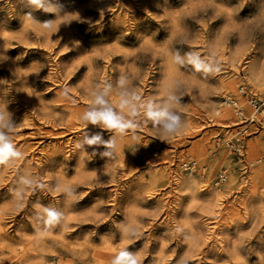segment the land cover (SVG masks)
I'll return each instance as SVG.
<instances>
[{
    "label": "rangeland",
    "instance_id": "obj_1",
    "mask_svg": "<svg viewBox=\"0 0 264 264\" xmlns=\"http://www.w3.org/2000/svg\"><path fill=\"white\" fill-rule=\"evenodd\" d=\"M45 4L0 0L3 131L21 153L0 163V264H264V123L236 155L243 123L222 104L241 84L264 100V0ZM148 105L186 126L166 136ZM102 108L134 126L82 119Z\"/></svg>",
    "mask_w": 264,
    "mask_h": 264
},
{
    "label": "clouds",
    "instance_id": "obj_2",
    "mask_svg": "<svg viewBox=\"0 0 264 264\" xmlns=\"http://www.w3.org/2000/svg\"><path fill=\"white\" fill-rule=\"evenodd\" d=\"M31 5H34L36 8H43L46 12L53 11L54 9L51 6H46L45 0H28ZM29 19L31 17L29 16ZM52 22L45 23L43 27L45 29H52ZM125 81L120 80V84L123 85ZM94 99L92 103L94 105L103 106L106 104L104 99V94L102 93H93ZM137 97L133 96L132 99ZM170 99H175V97H170ZM129 105L132 107L131 102L127 99L121 102V107L124 105ZM134 110V109H133ZM147 116L156 124L163 125V132L166 136H173L178 134L186 125L181 124L180 118L169 112L167 108L163 110H153L152 105H148ZM82 119L86 122H89L93 125L102 124L108 129H116L120 132H123L126 128L133 127L130 122H125L121 116L116 115L111 108H102L100 110L93 109L84 113ZM3 129H12V125L9 122L8 114L0 107V163H4L9 158L20 157L21 153L16 150L15 146L11 142L10 138L5 134ZM101 142L100 135H94L90 139L86 140V143L89 145H95ZM111 147V144L108 145ZM23 183L31 184V181L24 180ZM47 214V224H55L60 218V214L54 210L45 209ZM113 264H136V260L127 252L121 253V255L113 262Z\"/></svg>",
    "mask_w": 264,
    "mask_h": 264
},
{
    "label": "built area",
    "instance_id": "obj_3",
    "mask_svg": "<svg viewBox=\"0 0 264 264\" xmlns=\"http://www.w3.org/2000/svg\"><path fill=\"white\" fill-rule=\"evenodd\" d=\"M222 104L231 107L236 117L237 123H243L242 127L236 134L233 140L226 141V145L229 150L236 155H241L243 147L241 145L243 136L250 133L248 124L252 123L254 128L261 129L264 123V100L260 99L256 95L248 92L245 85H239L236 94L224 95ZM244 104L249 108V115H245ZM257 118V120H255ZM184 170H194L195 163L193 160L188 159L182 163ZM203 171V169H202ZM227 176L226 169L219 171L215 176L214 184L218 185L222 183Z\"/></svg>",
    "mask_w": 264,
    "mask_h": 264
},
{
    "label": "bare ground",
    "instance_id": "obj_4",
    "mask_svg": "<svg viewBox=\"0 0 264 264\" xmlns=\"http://www.w3.org/2000/svg\"><path fill=\"white\" fill-rule=\"evenodd\" d=\"M222 116H223V114H222Z\"/></svg>",
    "mask_w": 264,
    "mask_h": 264
}]
</instances>
